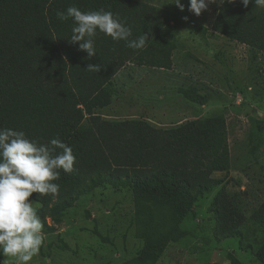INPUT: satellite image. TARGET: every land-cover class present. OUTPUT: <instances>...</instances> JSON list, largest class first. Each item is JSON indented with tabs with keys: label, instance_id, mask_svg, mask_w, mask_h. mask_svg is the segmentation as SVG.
<instances>
[{
	"label": "trees",
	"instance_id": "16d2710c",
	"mask_svg": "<svg viewBox=\"0 0 264 264\" xmlns=\"http://www.w3.org/2000/svg\"><path fill=\"white\" fill-rule=\"evenodd\" d=\"M70 6L111 11L132 28L130 39L148 35L145 48L133 50L98 32L97 55L88 59L79 42H69L72 19L57 17ZM177 22L171 12L137 0H0V128L22 130L40 143L58 137L77 157L73 172L59 170L55 197L34 193L30 198L40 199L43 224L79 195L125 176L156 183L164 194L161 202L172 199L174 210H184L222 183L213 174L230 169L224 116L158 129L145 120L97 115L117 98L114 78L127 63L171 66L170 36ZM213 29L264 52V8L253 3L244 7L241 0H225ZM90 63L100 71H89ZM224 195L215 201L217 235L235 237L249 224L264 237V203L249 208L241 195ZM164 248V242L149 240L143 256L156 261ZM259 257L264 264V241Z\"/></svg>",
	"mask_w": 264,
	"mask_h": 264
},
{
	"label": "rangeland",
	"instance_id": "374dc122",
	"mask_svg": "<svg viewBox=\"0 0 264 264\" xmlns=\"http://www.w3.org/2000/svg\"><path fill=\"white\" fill-rule=\"evenodd\" d=\"M137 1L177 18L171 66L127 63L114 78L117 98L97 115L145 120L158 129L222 115L230 169L215 172L222 183L184 210L171 208L172 199L162 203L156 183L126 176L103 182L46 217L44 245L29 264H263V232L247 224L235 237H219L215 201L239 194L249 208L264 203V52L213 29L219 3L196 16L189 0H181L184 11L172 0ZM33 201L40 217L43 205ZM149 240L165 243L156 261L143 256Z\"/></svg>",
	"mask_w": 264,
	"mask_h": 264
},
{
	"label": "clouds",
	"instance_id": "9594fccd",
	"mask_svg": "<svg viewBox=\"0 0 264 264\" xmlns=\"http://www.w3.org/2000/svg\"><path fill=\"white\" fill-rule=\"evenodd\" d=\"M229 3L235 0H227ZM181 11L185 4L172 0ZM223 5L225 0H189L188 11L200 16L210 4ZM244 7L253 3L264 8V0H241ZM61 21H73L69 42H79V49L87 52V58L97 55L96 36L103 33L113 41H124L133 50H142L149 39L147 34L130 39L132 28L111 11H82L75 6L66 12H57ZM185 20L188 17H184ZM89 71H100L98 64H88ZM61 150L57 152V150ZM77 157L61 139L52 138L47 143L31 139L22 130L0 128V254L6 259L0 264H29L38 256L44 245L43 224L30 199L34 193L39 196L55 197L60 185V171L71 173Z\"/></svg>",
	"mask_w": 264,
	"mask_h": 264
}]
</instances>
